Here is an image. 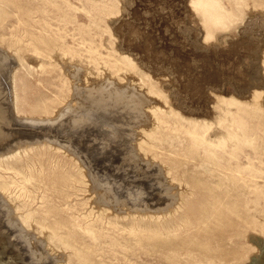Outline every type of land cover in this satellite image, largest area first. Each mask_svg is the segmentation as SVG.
I'll return each mask as SVG.
<instances>
[{"label": "rangeland", "instance_id": "rangeland-1", "mask_svg": "<svg viewBox=\"0 0 264 264\" xmlns=\"http://www.w3.org/2000/svg\"><path fill=\"white\" fill-rule=\"evenodd\" d=\"M70 1L79 8L68 9L65 15L62 11H56L55 5L49 4L47 5L48 13L43 18L36 15L33 19H28L21 15L19 17L22 20L19 22L18 16L8 13L0 21V128L3 126L1 131L4 135L8 134L14 137L12 143L25 142L27 139H30L31 142L38 140L39 144L45 142V146L40 147L39 150L45 153L52 152L51 158L53 157L52 159L57 161L59 169L75 178L72 183L73 186L70 187V191L71 189L74 191L70 201L78 212H86L92 206L95 210L100 206L103 209L116 208L119 213L120 210L127 211L128 205H120V199L124 195L129 197L131 195V198L143 197L148 199L149 201H144L142 198V208L144 209L147 205H154L152 208L162 207V205L164 207L165 204H162L161 197L168 196L166 187L168 189L171 186L175 187V189H169V192L172 190V192L177 190L176 193L182 190L189 192V187L183 183L184 177L188 174H183L180 167L178 170H170L167 176L166 167L170 164V160L175 158H167L161 155L153 156L152 152L139 148L138 141L142 138L140 133L143 129H148L147 127H150L151 124L150 113L149 111L146 112V106L143 105L141 96L139 97L137 94L140 83L139 76L136 71L124 69L116 73L110 68L107 59L113 58L112 53L114 55L125 52L134 53L135 55H132L135 57L134 61L138 70L147 71L152 75L163 73L169 79H175H173V85L169 82L162 84V87L168 91L167 93L171 97L173 91L182 97L197 98L203 91L217 90H227L226 92L229 93L236 92V95L239 91L240 94L243 93L246 96L251 93V88L252 90L257 88L263 92L261 94L264 101V69L260 60L264 51V29H261L264 26V6L249 1L250 4L245 10L244 19L237 24L233 32H223V34H227L225 42L217 44L210 41L207 44H202L203 36L198 37L197 28L192 22H189V19L185 18L183 22L175 18L176 15H179L176 12L177 8H180L179 0H122L123 2L117 3L122 11L121 9L115 10L112 15L98 20L97 25H94V22L91 23L89 14L83 8H90L88 0ZM26 2L28 1H22V4L27 7L30 3ZM124 7L127 9L125 12H123ZM6 21L7 23H5ZM260 23L262 25L259 26ZM190 35L192 36L190 37ZM229 41L231 42L229 43ZM127 45L128 47H126ZM89 46L96 48V52L87 51ZM34 48L40 51H34ZM249 50L251 51L249 52ZM5 52L9 55H6ZM45 53L48 56H45ZM238 54L239 56H237ZM185 61L186 63H184ZM10 62L13 63L11 66ZM254 63L255 66H253ZM243 64L245 65L242 66ZM22 65L23 67H20ZM78 67L82 71L78 70ZM3 73L6 74L3 75ZM9 77L11 78L9 79ZM129 77L132 79L131 82ZM104 79L107 81L105 82ZM108 80H113V85ZM100 81L102 82L100 83ZM103 81L105 85H103ZM221 82L224 83L220 84ZM117 83L121 85L119 86ZM254 84L258 87H255ZM14 98L17 100V105L13 100ZM44 103L47 105L46 109L42 108ZM127 106H133L130 107V112ZM139 119L141 120L139 121ZM16 122L18 123L16 124ZM16 130L17 132H15ZM30 135L32 136L29 138ZM43 135L44 137H42ZM3 143L5 144V140ZM56 147L58 150L54 149ZM33 151L30 150L28 153ZM179 184L181 188L177 187ZM151 190L155 195L154 197L149 194ZM157 194L161 195L158 197ZM163 194L166 195L163 196ZM0 196L1 199L5 197V195ZM146 196L152 197L153 200ZM198 198L199 196L194 194L185 196V201H181V205H178L171 213H166L163 220L177 218L182 222L184 221L182 214L186 212L190 215V217L187 215V218L194 219L191 211L197 210L201 206L197 202ZM144 202H148V204H144ZM160 202L162 205H159ZM12 204L14 203L8 206L13 207ZM1 205L2 210L6 209V206ZM137 209L135 211H140L139 208ZM160 210L166 211L165 208ZM0 213H2L1 210ZM123 219H128V217ZM151 219L154 220V218ZM148 220L150 219L146 216L143 218L144 222ZM218 228L214 224L213 226L208 225L198 231L197 237L203 239L205 236H211L212 233L216 232L215 236H211L209 239V243L213 244ZM181 230L176 232L190 235V233ZM31 232L36 237L38 230H35V233L34 231ZM245 233L249 236L248 241L241 235L234 237L232 246L239 250L240 255L226 264H261L264 251V233L258 230V227L257 229L248 228ZM1 236L2 238L6 237L4 230ZM4 245L0 243V264H10L15 261H18L17 264H45V262L52 264L53 262L56 263L54 257H58L60 253L61 259H65L63 262H66L64 250L58 249L54 252L47 245L42 251L39 247H34V244L29 241L28 244H24L25 247L23 246V248L15 245L12 253L10 252V244ZM53 246L54 249L57 247ZM48 254H51V257ZM112 262L123 264V258L119 255L117 258H113ZM137 262L143 261L137 260Z\"/></svg>", "mask_w": 264, "mask_h": 264}, {"label": "bare ground", "instance_id": "bare-ground-1", "mask_svg": "<svg viewBox=\"0 0 264 264\" xmlns=\"http://www.w3.org/2000/svg\"><path fill=\"white\" fill-rule=\"evenodd\" d=\"M22 1H28L26 3H30V5L26 7L22 4ZM88 1L90 2V8H83L85 12L89 14L91 23L94 22V25H97L98 20L112 15L115 13V10L118 11L121 9L117 3L122 0ZM249 1L253 4L264 6V0H179L180 8H177L176 11L179 15H176L175 18L181 21H185V18L189 19V22H192L197 28L196 32L198 37H200V35L203 36L202 44H207V42L210 41L220 44L226 41L225 36H227V34H223V32H233L237 24L244 19L245 10L250 4ZM49 4L55 5L56 11H62L63 15L67 14L68 9L79 8L73 5L70 0H0V21L3 20L8 13L18 16L19 22L22 20L19 17L21 15L28 19H33L36 15H40L39 18H43L44 15L48 13L47 5ZM126 10L127 9L124 7L123 12ZM125 17H127V15H125ZM172 20L174 21V19ZM5 23H7V21ZM179 23L181 24V22ZM260 25L262 24L260 23L259 26ZM261 29H264V26ZM191 36L192 35H190V37ZM231 41H229V43ZM126 47H128V45ZM257 47L259 46L257 45ZM34 49V51H40L39 49ZM87 51L95 53L96 48L89 46ZM250 51L251 50H249V52ZM7 54L8 53H6V55ZM112 54L113 58L107 59V62L113 71L118 73L120 70L124 69L137 72L139 76L138 80H140L137 94L139 97L141 96V101L143 105L146 106V112L149 111L150 113L149 119L151 120V124L150 127H147L148 129L142 128L143 130L140 133L142 134V138H140V140L138 139L139 148L144 151L152 152L153 156L161 155L167 158L174 157L175 159H171L170 164L166 167L167 176L170 170H178L181 167V172L183 174H188L184 177L183 183L185 186L189 187V192H185L184 190L181 191L182 193L184 192L183 194L181 192L176 193L175 191L177 190L169 192V189H175V187L171 186L169 189L166 187L168 196L163 194V196L166 195L167 197H161L162 204H165L164 207L160 202L159 205H162V207L152 208L154 205H147L145 207L146 209H144L142 208L143 197L131 198V195L130 197L124 195L122 196L123 198L120 199V205H128L129 208H127V211L122 210V212L120 210L119 213L116 208L111 207L112 209H103L100 206L95 210L94 206H92L86 212H78L75 210V206L71 205L70 201L74 192L73 189L70 191V187L73 186L72 183L75 178L73 175L69 176L65 171L59 169L56 163L57 161H54L52 159L53 157L51 158L52 152L45 153L39 150L40 147L42 148L45 146V142L39 144L38 140L31 142L30 139H27L25 142L18 141L12 143L11 141L14 137L8 134L4 135L1 131L2 126L0 128V195H5V197L1 199L0 196V204H3L4 207L6 206V209H3L5 210L3 211L1 209L2 205L0 206L2 212L0 213V243L3 245L6 243L8 245L9 243L11 246V253L15 245L23 248L24 244H28L29 241L34 244V247H39L42 251H44L46 245L49 246L51 251L58 249L64 250L66 262H63L65 259H61L60 253L58 257H54L56 263L51 262L52 264H115L112 262V259L117 258L119 255L123 258V264L229 263L240 255L239 250L232 246L234 237L241 235L248 241L249 236L245 233L248 228L257 229L258 227V230L264 233V101L262 100L261 94L263 92L257 88H253V90L251 88V93L245 96L243 93L240 94L239 91H237L239 95L238 93L236 95V92H226L227 90H217L218 92L203 91L197 98H192L176 95V92L173 91V96L171 97L169 93H167L168 91L162 87V84L169 82L173 85L174 78L169 79V77L163 73H155V75H152L151 73H147L146 70V72H144V70H138L137 64H135L134 61L135 57L133 56L135 54L132 52ZM44 55L48 56L47 53ZM237 56H239V54ZM261 57L260 60L262 61L264 69V51ZM11 62H13V60ZM11 62L10 66L13 64H11ZM229 62L231 63L232 61ZM184 63H186V61ZM244 65L245 64L242 66ZM253 66H255V63ZM20 67H23V65ZM77 69L80 70L79 67ZM252 69L255 70V68ZM4 74L6 73H3V75ZM10 76L12 77V75ZM104 76L105 74L103 77ZM11 77H9V79ZM131 80L130 78V82ZM104 81L106 82L107 80L104 79ZM109 81L112 82L113 85V80H108V82ZM101 82L102 81H100V83ZM222 83L224 82L220 84ZM103 85H105V83ZM117 85L119 84L117 83ZM255 87L258 86L255 85ZM245 90H243V92H245ZM120 92H122V90ZM13 100L17 105L16 98ZM132 100L134 101V99ZM16 105L15 110L17 112ZM42 105L43 109L47 108L46 103ZM130 107L133 106L128 107L129 112ZM20 120H22V118H20ZM20 120L18 119V121ZM140 120L141 119H139V121ZM17 123L18 122H16V124ZM15 132H17V130ZM31 132L35 133L34 131ZM32 135H30L29 138ZM42 137H44V135ZM4 140L5 144L3 143ZM34 149L35 151H33ZM54 149L58 150L57 147ZM30 150L33 152L28 153ZM44 154L47 155L45 156ZM131 182L129 183L132 184ZM177 187H180V184L177 185ZM149 194L151 196L154 193H152L151 190ZM192 194L199 196L197 202L201 205L197 210L191 211L194 219L187 218L189 214L186 212L182 214V217H184V221L182 222L177 218L163 220L166 213H171L178 205H181V201H185V196ZM157 195L159 197L161 194ZM150 196L146 197L151 199L155 195L152 197ZM143 199L144 201L148 200L146 198ZM118 202L119 201H117V203ZM11 203H14L12 204L13 207H9ZM146 203L148 204V202ZM146 203L144 202V204ZM137 208H139L142 213H140V211H135ZM163 208H165L166 211L160 210ZM143 210L149 212H143ZM145 216L150 220L144 222L143 218ZM125 217H128V219L124 220L123 218ZM151 218H154V220ZM213 224L219 227L216 229L217 236L213 244L209 243V239L211 236H215L216 232L212 233L211 236H205L203 239L197 237V233L200 229L208 225L213 226ZM3 230L6 235L4 238L1 236ZM35 230H38L36 237L33 232H31L34 231L35 233ZM178 230L190 233V235L187 236L185 233H177L176 231ZM53 245L57 246V249H54ZM50 255L48 254L49 257H51ZM137 260L143 262L138 263ZM17 263L18 261H15L10 264ZM46 263L47 262H45V264ZM261 264H264V251Z\"/></svg>", "mask_w": 264, "mask_h": 264}]
</instances>
